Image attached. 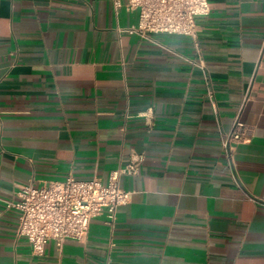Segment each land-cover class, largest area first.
Wrapping results in <instances>:
<instances>
[{
	"label": "crops",
	"instance_id": "1",
	"mask_svg": "<svg viewBox=\"0 0 264 264\" xmlns=\"http://www.w3.org/2000/svg\"><path fill=\"white\" fill-rule=\"evenodd\" d=\"M209 3L194 40L121 31L139 14L112 0H0V264H264V0ZM135 154L113 230L39 255L18 235L21 185L106 183Z\"/></svg>",
	"mask_w": 264,
	"mask_h": 264
},
{
	"label": "built area",
	"instance_id": "2",
	"mask_svg": "<svg viewBox=\"0 0 264 264\" xmlns=\"http://www.w3.org/2000/svg\"><path fill=\"white\" fill-rule=\"evenodd\" d=\"M112 3L116 12L125 7L139 14L138 25L120 28L121 31L150 39L154 34L168 33L197 40L198 18L211 11L209 0H112ZM194 64L202 69L207 84L211 85L203 59ZM209 95L215 107L211 89ZM248 134L246 124L237 119L224 138L226 153L230 154L229 143L248 140ZM142 161L143 155L135 154L129 163L113 169L106 183L97 176L79 179L68 175L63 180H46L40 186L21 185L17 198L6 200L7 209L19 211L18 235L27 237L32 252L39 255L49 241L61 248L69 239L84 240L92 219L99 215L106 216L113 230L118 208L127 204L133 194L121 185V178L137 174Z\"/></svg>",
	"mask_w": 264,
	"mask_h": 264
}]
</instances>
